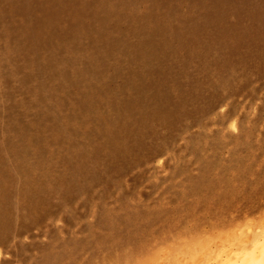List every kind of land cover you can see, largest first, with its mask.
Segmentation results:
<instances>
[{
	"label": "rangeland",
	"instance_id": "1",
	"mask_svg": "<svg viewBox=\"0 0 264 264\" xmlns=\"http://www.w3.org/2000/svg\"><path fill=\"white\" fill-rule=\"evenodd\" d=\"M259 250L264 0H0V264Z\"/></svg>",
	"mask_w": 264,
	"mask_h": 264
},
{
	"label": "bare ground",
	"instance_id": "2",
	"mask_svg": "<svg viewBox=\"0 0 264 264\" xmlns=\"http://www.w3.org/2000/svg\"><path fill=\"white\" fill-rule=\"evenodd\" d=\"M244 239V238H243ZM238 247V246H237ZM235 248H236V246H235ZM258 252H260L259 253V257L256 255L255 256V254H253L254 256H255V258H256V260H259V262H257V264H264V251H258ZM230 255V254H229ZM233 256V255H232ZM248 257V256H247ZM248 258H250L249 260H251V257H248ZM247 258V259H248ZM232 259V258H231ZM233 259H235V257L233 258ZM252 259H254V258H252ZM237 260V259H236ZM244 260V259H243ZM242 260V261H243ZM217 261H219V260H217ZM252 262V261H251ZM246 263H248V260H247V262ZM241 264H243V263H241ZM254 264V263H253Z\"/></svg>",
	"mask_w": 264,
	"mask_h": 264
}]
</instances>
